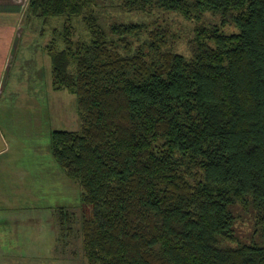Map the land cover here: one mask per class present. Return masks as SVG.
<instances>
[{"label":"trees","instance_id":"16d2710c","mask_svg":"<svg viewBox=\"0 0 264 264\" xmlns=\"http://www.w3.org/2000/svg\"><path fill=\"white\" fill-rule=\"evenodd\" d=\"M119 1L151 20L106 22L115 0L27 4L67 21L53 86L77 96L81 128L51 149L83 188L88 263L264 264V0ZM171 14L200 23L188 56Z\"/></svg>","mask_w":264,"mask_h":264},{"label":"rangeland","instance_id":"374dc122","mask_svg":"<svg viewBox=\"0 0 264 264\" xmlns=\"http://www.w3.org/2000/svg\"><path fill=\"white\" fill-rule=\"evenodd\" d=\"M117 3L106 9V22L151 20ZM7 4L0 0V7ZM16 4L18 29L0 41V264H90L81 233L83 188L51 149L54 130L81 128L77 96L53 86L52 52L63 47L67 21L33 16L27 12L28 0ZM170 18L179 36L174 49L188 56V40L200 23L176 14ZM73 22L76 39L85 30L80 18ZM219 26L225 33L237 30L232 24ZM5 41L11 46L2 67ZM62 210L73 217L61 222ZM238 228L243 233L248 225L239 222Z\"/></svg>","mask_w":264,"mask_h":264},{"label":"crops","instance_id":"0c3cea01","mask_svg":"<svg viewBox=\"0 0 264 264\" xmlns=\"http://www.w3.org/2000/svg\"><path fill=\"white\" fill-rule=\"evenodd\" d=\"M18 0H7L9 4L8 6L0 7V41L2 39L3 34H5V38L8 37V34L12 32L16 33L18 21H19V7L17 3ZM12 26L14 27V31L12 29ZM13 39V37H12ZM4 46V53L1 55L2 57V67L5 66L7 63V56L10 51L11 43L9 41V45ZM12 42V41H11Z\"/></svg>","mask_w":264,"mask_h":264}]
</instances>
